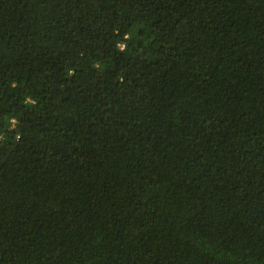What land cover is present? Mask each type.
Instances as JSON below:
<instances>
[{
	"label": "trees",
	"instance_id": "1",
	"mask_svg": "<svg viewBox=\"0 0 264 264\" xmlns=\"http://www.w3.org/2000/svg\"><path fill=\"white\" fill-rule=\"evenodd\" d=\"M0 264H264V0H0Z\"/></svg>",
	"mask_w": 264,
	"mask_h": 264
}]
</instances>
